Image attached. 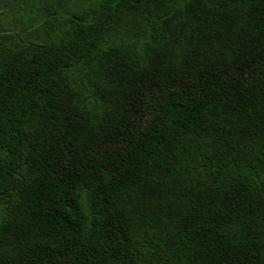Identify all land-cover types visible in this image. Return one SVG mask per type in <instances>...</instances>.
Here are the masks:
<instances>
[{
	"label": "trees",
	"instance_id": "trees-1",
	"mask_svg": "<svg viewBox=\"0 0 264 264\" xmlns=\"http://www.w3.org/2000/svg\"><path fill=\"white\" fill-rule=\"evenodd\" d=\"M0 264H264V0H0Z\"/></svg>",
	"mask_w": 264,
	"mask_h": 264
},
{
	"label": "rangeland",
	"instance_id": "rangeland-1",
	"mask_svg": "<svg viewBox=\"0 0 264 264\" xmlns=\"http://www.w3.org/2000/svg\"><path fill=\"white\" fill-rule=\"evenodd\" d=\"M9 4V3H8ZM8 4H3L2 5V12L1 14H5L8 13L9 17L12 19L13 17H17L19 19H22L26 21V18H35L33 20L34 27H40L41 24L44 22V18L42 17V12H40V14L37 15V6H33L32 3H26V2H21V4H19L21 6H16V7H10V5ZM19 11V12H17ZM24 22V23H25Z\"/></svg>",
	"mask_w": 264,
	"mask_h": 264
}]
</instances>
